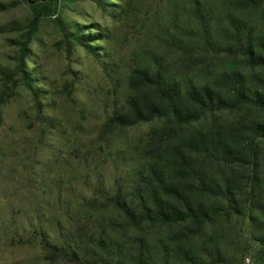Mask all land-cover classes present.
<instances>
[{"label": "rangeland", "instance_id": "1", "mask_svg": "<svg viewBox=\"0 0 264 264\" xmlns=\"http://www.w3.org/2000/svg\"><path fill=\"white\" fill-rule=\"evenodd\" d=\"M105 2L0 0V264H72L48 261L39 243L68 242L69 229L90 212H101L88 203L111 192L115 182L132 194L143 171L155 162L163 165L164 179H169L170 155L189 135L199 130L245 131L251 121H264V109L234 107L205 112L186 126L155 118L103 129L112 107L130 93L129 76L137 65L158 60L185 83H210L219 73L232 71L257 85L259 78L264 80V69L249 67L242 56L204 46L190 11L193 0ZM198 3L210 8L217 20L227 9L220 0ZM241 16L252 18L255 32L264 30V9ZM58 21L71 32L92 34V48L64 35ZM25 81L37 91L39 113ZM191 161L205 178L229 183L233 205L241 213L222 202L230 214L221 212L186 239H180L187 232L182 224L114 235L125 247L142 239L168 264H192L191 258L212 264H264V248L254 240L259 222H264L262 154L256 157L253 179L246 158L222 164L194 155ZM194 197L208 206L218 203L208 195Z\"/></svg>", "mask_w": 264, "mask_h": 264}, {"label": "trees", "instance_id": "2", "mask_svg": "<svg viewBox=\"0 0 264 264\" xmlns=\"http://www.w3.org/2000/svg\"><path fill=\"white\" fill-rule=\"evenodd\" d=\"M93 1L99 5L107 4L105 0ZM220 2L227 7L220 20L198 0H193L191 5V15L196 20L204 46L215 53L240 55L249 67L264 69V30L255 32L252 18L249 21L241 16L242 12L263 10L264 0ZM58 22L64 35L73 36L78 44L92 48L89 43L92 34L71 32L62 21ZM258 80L259 85L243 73L232 71L219 73L210 83H185L168 74L158 60L152 65H137L129 76L130 93L122 102L115 103L102 126L106 130L122 128L155 118L170 119L177 126H186L214 109H264V80ZM24 84L39 113L37 91L31 82ZM245 131L199 130L189 135L184 145L176 147L170 155L173 158L171 178L164 179L163 165L155 162L143 171L132 194L126 193L115 182L111 192L100 194L98 200L88 203L93 211L101 212H90L69 229L68 242L39 243L45 258L50 262L65 260L72 264H168L165 256L157 257L142 239L125 247L114 233L157 224H182L187 232H183L180 239H186L198 233L206 223L213 222L221 212L230 214L228 207L241 213L233 205L235 193L229 183L205 178L193 167L191 158L199 155L222 164L246 158L253 179L258 153L264 157V121H251ZM162 136L168 138L166 134ZM242 136H246L245 141ZM262 172L264 174V165ZM185 182L191 186L181 185ZM196 194L208 195L218 203L208 206L196 199ZM222 202L228 207H222ZM259 228L254 240L264 248V222H259ZM179 253L183 259H189L183 251ZM190 262L212 264L193 258Z\"/></svg>", "mask_w": 264, "mask_h": 264}]
</instances>
